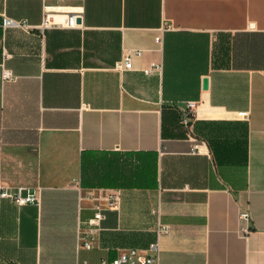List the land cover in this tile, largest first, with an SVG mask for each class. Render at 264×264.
Returning <instances> with one entry per match:
<instances>
[{
    "label": "crops",
    "instance_id": "obj_1",
    "mask_svg": "<svg viewBox=\"0 0 264 264\" xmlns=\"http://www.w3.org/2000/svg\"><path fill=\"white\" fill-rule=\"evenodd\" d=\"M46 12L80 25L38 29ZM0 182L39 196L0 200V264H97L158 223V264H264V0H0Z\"/></svg>",
    "mask_w": 264,
    "mask_h": 264
},
{
    "label": "built area",
    "instance_id": "obj_2",
    "mask_svg": "<svg viewBox=\"0 0 264 264\" xmlns=\"http://www.w3.org/2000/svg\"><path fill=\"white\" fill-rule=\"evenodd\" d=\"M80 13H65V14H53L51 12H46L44 14L42 22L38 25V29L44 30L46 28H59V27H78L80 24L77 22ZM1 27H17V28H28L29 25L25 20H15L9 17L3 16L1 20ZM170 28L169 24H164L160 27V33L155 36V41L159 45L162 44V33ZM142 54L141 49H126L123 51L121 59L117 61L114 65L115 69L125 70L132 69L133 67V57H138ZM161 63L156 61H151L146 67L142 68V72L146 75H151L153 73L160 72ZM15 79L13 73L6 68L1 71L2 81H12ZM195 101H188L182 110L181 122L185 127L190 125L193 112L195 110ZM245 115L244 112L240 113ZM8 199L15 203L16 205H26V204H39V196L36 191H29L23 187H5L0 182V200ZM118 200V195L111 193L108 198V204L110 207H116ZM103 214L97 208L93 217L88 220V224H97L100 219H102ZM238 217L240 220L246 222L250 220V213L247 208L242 209ZM169 227L164 224L158 223L156 227V239L149 243L146 251H141L136 248H129L120 253H118L113 259L107 260L106 258H100L98 264H158V253L160 249L159 236L167 233ZM248 228L244 226L241 228L242 233H247ZM90 233L84 229L78 228L77 234V248L90 249L92 248V242L89 238ZM85 264L86 261H83Z\"/></svg>",
    "mask_w": 264,
    "mask_h": 264
},
{
    "label": "water",
    "instance_id": "obj_3",
    "mask_svg": "<svg viewBox=\"0 0 264 264\" xmlns=\"http://www.w3.org/2000/svg\"><path fill=\"white\" fill-rule=\"evenodd\" d=\"M77 22H79V19H77ZM202 87L205 89L207 87V79L204 78L202 81Z\"/></svg>",
    "mask_w": 264,
    "mask_h": 264
},
{
    "label": "trees",
    "instance_id": "obj_4",
    "mask_svg": "<svg viewBox=\"0 0 264 264\" xmlns=\"http://www.w3.org/2000/svg\"><path fill=\"white\" fill-rule=\"evenodd\" d=\"M2 20V19H1ZM85 250H91V248L90 249H85ZM102 258V257H101ZM100 260V259H99ZM99 260H98V262H99ZM84 261H86V260H84ZM86 264H87V261H86ZM98 264V263H97Z\"/></svg>",
    "mask_w": 264,
    "mask_h": 264
}]
</instances>
